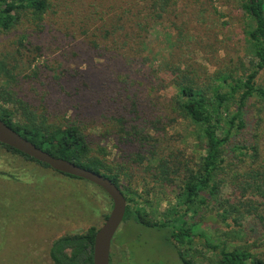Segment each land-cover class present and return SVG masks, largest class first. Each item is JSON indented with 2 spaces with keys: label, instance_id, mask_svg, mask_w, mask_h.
<instances>
[{
  "label": "rangeland",
  "instance_id": "rangeland-1",
  "mask_svg": "<svg viewBox=\"0 0 264 264\" xmlns=\"http://www.w3.org/2000/svg\"><path fill=\"white\" fill-rule=\"evenodd\" d=\"M53 1L56 14L47 17L42 32L33 31L26 24L19 30L0 34V60L5 61L9 53L20 58L17 50L22 33L27 34L24 42L28 48H42L33 53L21 49L22 60L36 57L33 68L38 67V78H25V75H32L33 70L19 77L15 87L22 95L58 122L65 117L84 124L93 146H107L111 153L108 161L126 166L135 157V148L125 136L110 137L116 132V122L112 118L125 114L135 123L140 114L132 111L135 103L138 104L137 95L145 102L144 106L150 107L146 109L148 115L144 116L152 121L162 117L157 125L163 128L162 133H156L155 129L152 133L162 140L160 153L181 158L197 157L199 150L193 140L196 138L192 136L194 128L184 120L174 122L176 116L167 110L170 99L176 94L170 85L171 77L160 73L157 78L153 71L162 60L173 57L176 61L174 43L181 29L196 37L191 45L188 44L184 60L191 57L210 72L222 63L220 60L233 59L235 63L231 67H239L236 51L240 49L243 56L244 23L235 0H199L198 5H195L196 0H176L177 5L167 6L164 18L156 20L146 33L134 26L138 16L150 20L147 12L138 14L147 6L143 0L131 4L133 14L123 21L117 16L123 12L117 0ZM207 10L206 21H202L205 18L202 11ZM105 26H110L108 31H116V34L106 39ZM136 31L141 33V38L137 43L130 41V45L133 53L145 46L146 52L140 58L144 66L134 63L127 70L124 63L127 58L121 53L123 50L118 51L117 45ZM142 38H145L144 44H140ZM91 40L97 41L98 49ZM146 56L148 60L144 61ZM6 62L13 65L14 59L8 58ZM127 75L132 87L126 85V91L116 96V84ZM141 108L135 109L141 111ZM254 125L252 122V128H249L252 132L245 137L250 139L252 133L260 134L264 158V123L259 130L256 126L253 128ZM143 166L147 167L149 163L144 161ZM132 167L131 174L135 175V182L140 183V191L147 189L143 180L148 181L150 189L156 188L157 194L153 191L156 196L151 192L150 199L156 197L154 203L161 205V211L170 202L176 203V185L159 187L150 176L144 175L141 166ZM112 207L110 199L93 183L71 180L0 146V264H55L50 254L54 242L62 236L83 233L91 228L99 230ZM208 228L210 232L216 228L227 230L217 221H210ZM243 239L244 243L239 244L249 246L255 253H263L264 223L253 216L247 217L243 222ZM203 242L198 238L196 247L202 248ZM111 253L113 264H183L165 240L163 231L132 220L120 226ZM204 264L212 263L205 260Z\"/></svg>",
  "mask_w": 264,
  "mask_h": 264
},
{
  "label": "trees",
  "instance_id": "trees-1",
  "mask_svg": "<svg viewBox=\"0 0 264 264\" xmlns=\"http://www.w3.org/2000/svg\"><path fill=\"white\" fill-rule=\"evenodd\" d=\"M117 1L123 9L117 16L123 21L133 14L131 4L139 0ZM143 1L147 6L138 14L147 12L150 20L138 16L134 26L145 33L149 32L156 20L164 18L167 6L177 5L176 0ZM198 4L199 0H196L195 5ZM235 4L242 12L244 23L243 56L240 49L236 51L239 67H231L235 63L233 59L220 60L222 63H218L216 70L210 72L191 57L184 60L188 44L191 45L196 37L181 29L174 43L177 48L176 61L172 60L173 57L162 60L153 71L157 78H160V73L171 77L170 85L175 88L176 94L170 99L167 110L170 115L176 116L174 122L184 120L194 128L192 136L196 138L193 140L199 150L197 157L181 158L160 153L162 140L152 133H162L163 128L157 127L162 117L153 121L146 117V109L150 107L144 106L145 102L136 95L138 104L135 103L132 111L140 113L137 121L133 123L125 114L113 117L116 132L110 135L125 136L135 148L136 158L133 157L128 166L124 163L113 165L107 159L111 154L108 147L101 144L94 147L84 124L65 117L58 122L47 112L35 108L15 87L19 77L26 72L33 70L32 75H25L26 79L38 78V67L33 68L37 58L22 60L21 49L33 53L42 50L41 47L28 48L24 42L27 34L22 33L21 45L17 50L20 58L9 53L6 59H14L13 65L7 63L6 59L0 60V119L52 156L109 178L127 200L124 222L132 220L147 228L163 231L165 240L183 264H204L205 260L212 264H264V252L255 253L249 246L239 244L244 243L243 222L247 217L253 216L264 223V158L259 143L260 134L252 133L250 139L245 137L249 136L252 122L255 124L253 128L256 126L258 130L264 123V0H235ZM55 7L53 0H0V34L19 30L26 24L33 31L42 32L47 17L56 14ZM202 12L205 17L202 21H206L208 10ZM109 27H104L106 39L116 34V31H108ZM92 38H97V35H92ZM140 38L141 33L136 31L128 34L123 42H117L118 51L123 50L121 53L127 58L124 62L127 70L134 63L144 66L140 58L146 52L145 46L133 53L130 45V41L137 43ZM91 42L98 49L97 41ZM144 43L145 38H142L140 44ZM143 60L147 61V56ZM128 75L116 84V96L126 91V85L132 87ZM126 97L131 100L129 95ZM138 106L142 107L141 111L135 109ZM128 127L131 130H127ZM0 146L28 161L50 168L7 145ZM144 161L149 166H143ZM136 164L157 186L176 185V203L170 202L161 211V205L154 203L156 197L150 199L151 192L155 196L157 193L155 187L149 188L147 180H143L147 189L140 191V183H136L135 175L131 174L132 166ZM59 174L71 180H81ZM110 203L113 205L111 199ZM203 214L204 217L201 216ZM210 221H217L227 230L216 228L210 232L207 229ZM97 232V228H91L56 240L50 253L54 263L94 264ZM198 238L204 241L200 249L196 247Z\"/></svg>",
  "mask_w": 264,
  "mask_h": 264
},
{
  "label": "water",
  "instance_id": "water-1",
  "mask_svg": "<svg viewBox=\"0 0 264 264\" xmlns=\"http://www.w3.org/2000/svg\"><path fill=\"white\" fill-rule=\"evenodd\" d=\"M0 144L7 145L40 163L46 164L54 171L93 183L107 193L112 200L113 207L107 220L96 234L94 242V264H111L112 242L117 231L124 222L127 210V200L119 187L109 178L99 173L88 170L65 159L52 156L24 138L1 119Z\"/></svg>",
  "mask_w": 264,
  "mask_h": 264
}]
</instances>
